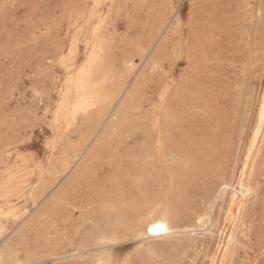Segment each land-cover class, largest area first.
I'll list each match as a JSON object with an SVG mask.
<instances>
[{"label": "rangeland", "instance_id": "rangeland-1", "mask_svg": "<svg viewBox=\"0 0 264 264\" xmlns=\"http://www.w3.org/2000/svg\"><path fill=\"white\" fill-rule=\"evenodd\" d=\"M174 3L181 5L175 13L179 24L169 7ZM91 5V0H0V193L10 191L7 201L18 212L31 209L29 194L42 187L74 206L55 222L45 220L22 234L17 221L7 219L0 248L10 243L20 257L37 253L41 264H91L100 248L70 256L106 228L114 201L141 197L144 186L155 182L160 205L173 210L181 233L147 247L127 231L112 247V260L264 264L262 122L253 137L264 83V0H117L113 6L104 1L99 11L106 17L113 65L127 77L129 108L76 169L64 171V153L89 131L81 122L69 127L54 122L67 76L60 58L77 37L73 69L83 62L78 17ZM165 6L170 14L152 38ZM126 57L134 61L131 71L121 66ZM165 88L170 93L164 108L173 120L171 157L142 150L152 146L159 130ZM244 165L243 179L253 193L238 214L230 195L239 191ZM223 181L230 188L219 193ZM198 217H209L211 225L196 227ZM231 232L235 242L227 246Z\"/></svg>", "mask_w": 264, "mask_h": 264}, {"label": "bare ground", "instance_id": "bare-ground-1", "mask_svg": "<svg viewBox=\"0 0 264 264\" xmlns=\"http://www.w3.org/2000/svg\"><path fill=\"white\" fill-rule=\"evenodd\" d=\"M91 1L92 5L87 15L78 17L81 23L78 35L80 34L85 38L83 62L73 69L78 52L79 39L77 37L72 40L67 52L61 56L64 58L63 61L61 60V64L67 70V76L63 82L57 107L53 114L54 122L55 124L64 122L68 127L81 122V124L87 126L89 131L80 143L70 146L64 153L61 161L64 171L76 169L82 159L86 155H89V150L97 146L101 133L121 123L125 112L129 108L124 97L125 94L129 93L127 77L120 74L113 65L111 38L104 31L106 17L101 15L99 11V7L104 1L113 6L117 0ZM93 5L97 7L94 8ZM170 11V8H166V6L161 9L155 20L152 38L161 32L160 30H162ZM85 26L90 27L86 29ZM94 55L98 57V60L93 59V62L89 63V60ZM121 66L126 71H131L134 69V61L131 57L123 58ZM82 68H90V72L86 70L81 74ZM70 77L71 80L69 79ZM169 93V88H165L159 95L161 109L156 117L159 130L154 131L156 136L152 146H145L142 149L145 153L148 152L149 155L151 154L150 150H152V153L156 152L158 155L171 157L175 149L170 139L171 131H168L169 125L173 120L169 115V111L164 108ZM261 106H264V83L258 107V126L253 132L254 138L261 123ZM244 177L245 165L242 167L240 173L239 191H234L230 195V201H236L239 204L238 214L243 212L245 208V198L253 193L252 187L247 182H244ZM154 183H148L144 186L141 197L114 201L108 208L109 214H106V228L100 233L91 235L88 240L81 243L76 249L77 251L75 250L76 253H73L70 257H82L84 254H88L90 248H100V251H97L90 257V261L91 264H101V261L112 260V247L121 242L124 233L127 231L134 232L147 247L156 239H165L174 234L181 233L180 228L176 225L173 210L168 205H160L156 197L159 186ZM229 188V183L225 181L218 185L219 193H225ZM45 191L46 187L31 191L29 194L31 209L25 207L18 212V207L7 201L10 191L3 189L0 193V235L4 232L3 223L7 219L17 221L18 232L22 234L30 226H35L45 220L53 223L56 217L70 212V208H74L73 204L65 201L63 197H57ZM238 193L241 195V198H239ZM228 214L229 209L226 212L225 220H228ZM239 216H237L236 224L241 226L242 223L241 219L239 220ZM148 220L166 225L168 232L163 235V238H156L147 233L145 225ZM208 225H211L209 217L197 218L196 227L204 229ZM52 226L54 225L52 224ZM141 232L144 234L143 237H141ZM114 236L119 237L118 243L109 242ZM233 242H235V233L231 232L228 236L227 246ZM40 259L37 253H30L24 257H20L18 248L10 243H4L0 248V264H17V262L41 264L42 261H39ZM219 264H223L222 261Z\"/></svg>", "mask_w": 264, "mask_h": 264}, {"label": "snow or ice", "instance_id": "snow-or-ice-1", "mask_svg": "<svg viewBox=\"0 0 264 264\" xmlns=\"http://www.w3.org/2000/svg\"><path fill=\"white\" fill-rule=\"evenodd\" d=\"M4 7L6 8L7 5H4ZM93 7L95 8L97 6L93 5ZM169 7L172 9V11L174 13V16H175V13L181 7V5L178 4V3H174L172 5H169ZM175 18H176L178 24L181 23V18L180 17L175 16ZM93 51L95 53V49ZM63 59L64 58L61 57L62 61H63ZM93 59L98 60V57H95V55H94V57L89 60V63H92ZM86 70L90 72V68L89 69L82 68L81 69V74H83ZM69 79L71 80V77ZM260 120H261L262 124H264V106H261ZM145 228L147 230V233H149L151 236L156 237V238H163V235L168 232V229H167V227H166V225L164 223H155L152 220H148L147 224L145 225ZM143 235H144L143 232H141V237H143ZM109 242L110 243H118L119 242V237L114 236ZM17 264H25V262H17ZM101 264H120V262L118 260L101 261Z\"/></svg>", "mask_w": 264, "mask_h": 264}]
</instances>
